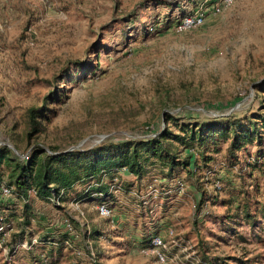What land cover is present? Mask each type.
<instances>
[{"label": "rangeland", "instance_id": "1", "mask_svg": "<svg viewBox=\"0 0 264 264\" xmlns=\"http://www.w3.org/2000/svg\"><path fill=\"white\" fill-rule=\"evenodd\" d=\"M182 1L0 0V155L25 160L37 144L49 151L89 149L147 138L166 125L178 131L165 113L191 123L264 114V0H237L202 26L181 31L175 21L191 7ZM46 102L41 131L28 137L29 109ZM229 143L211 155L224 159ZM256 151L251 145L249 152ZM262 168L244 180L237 168L220 173L247 181L255 194L250 219L238 201L223 202L229 199L224 190L216 192L221 202L204 207L210 211L204 219L192 184L160 196L154 185L139 189L126 170L120 179L130 191L111 187L112 216L99 215L89 198L69 200L62 209L32 198L37 218L21 227L22 208H14L13 230L0 235V264H42L36 257L44 252L33 244L60 232H70L71 245L44 264H264ZM162 169L149 165L144 181L162 176ZM10 173L6 163L0 166V180ZM180 175L188 177L184 170ZM10 200L0 195V205ZM69 216L79 229H68ZM84 227L107 236L85 237ZM23 231L21 243L18 237L13 243L12 233ZM149 231L164 239L167 262L141 251Z\"/></svg>", "mask_w": 264, "mask_h": 264}, {"label": "trees", "instance_id": "2", "mask_svg": "<svg viewBox=\"0 0 264 264\" xmlns=\"http://www.w3.org/2000/svg\"><path fill=\"white\" fill-rule=\"evenodd\" d=\"M186 1L188 0L182 2ZM186 12L184 9L181 16ZM52 94L51 92L47 95L46 99L52 98ZM46 111L47 102L29 109L28 119L31 131L27 133L28 137L34 132L41 131L40 117H44ZM259 114L261 113H255L243 120L229 117L230 119L191 123L165 113L164 119L177 126L178 131L167 128L166 125V128H162L163 130L147 138L109 141L89 149L58 150L52 148V151H49L45 146L37 144L28 152L25 160L18 154H14L12 158L8 153H2L0 166L6 163L11 168V173L8 181L0 180V190L2 185H6L11 190L12 197L7 203L0 205V235L4 236L13 230L12 223L9 221L12 218H18V209L14 210V208H18L19 205L22 208V217L19 222L21 227L36 220L37 214L32 198L52 203L58 209H62L63 203L69 200L80 202L88 198L95 200L98 205L107 204L113 208V200H110L114 197L111 187L118 185L119 189L123 191L126 189L127 193L130 191L129 186L126 188L121 184L120 175L124 170L138 178L139 189L142 186L146 189L154 185L160 196L165 193L167 196H173L176 188L179 190L188 183L192 184L199 193L196 212L200 215L203 211L204 219L210 214V211L204 207L210 202L212 204L221 202L216 192L224 190L229 199H223V202L233 204L238 201V208L245 213V218L250 219V204L255 194L245 188L247 181L237 182L227 176H220V173L221 170L234 172L237 168L234 174H238L241 176L239 178L244 180L246 177L252 178L254 172L263 169L264 114ZM223 141L230 143L225 158L220 157V160L219 157L217 159L211 154L219 152ZM254 144L257 151L250 153V146ZM240 151L248 154L247 159L243 160L239 157ZM155 163L163 165L162 176H153L145 182L144 177L148 175L149 165ZM183 170L187 173L186 179L180 175ZM221 182L222 185L217 184ZM209 184L214 186L213 191L208 189ZM80 185L83 186L82 189L77 188ZM258 186L259 184H257L259 190ZM8 211V214H4ZM231 217L234 216L231 215ZM66 219L71 224V228L68 227V229L81 227L73 217L69 216ZM84 230L85 237L88 236L93 240L107 236L97 227L90 232L87 227H84ZM150 231L142 247H147L151 237L158 234V232L150 233ZM23 233L24 231L19 234L12 233L13 243H16L17 237L21 243ZM69 233L60 232L61 235L57 238L47 233L36 242L37 244L34 243L33 245L44 252L36 257L38 263L44 264L51 261L54 253L60 254L64 246L71 245L72 240ZM49 237L52 240L47 239ZM13 248L12 246L11 249Z\"/></svg>", "mask_w": 264, "mask_h": 264}, {"label": "built area", "instance_id": "3", "mask_svg": "<svg viewBox=\"0 0 264 264\" xmlns=\"http://www.w3.org/2000/svg\"><path fill=\"white\" fill-rule=\"evenodd\" d=\"M235 1L237 0H188L191 7L189 6L186 14L180 16L179 19L175 21L177 23V29L183 31L202 26L209 17L222 14L224 10L230 7ZM0 195L11 198L12 192L6 185H2ZM144 203L147 204L148 200H145ZM97 208L101 216H112L114 214V209L107 204H99ZM65 225L71 228L68 219L65 220ZM141 251L145 253L150 251L153 252L158 256L159 261L163 263L168 260L167 245L164 239L158 234L153 235L149 245L143 247Z\"/></svg>", "mask_w": 264, "mask_h": 264}]
</instances>
